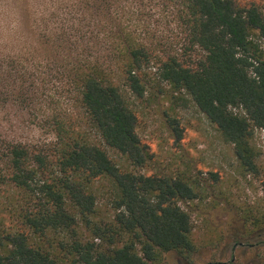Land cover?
Wrapping results in <instances>:
<instances>
[{
  "label": "trees",
  "instance_id": "16d2710c",
  "mask_svg": "<svg viewBox=\"0 0 264 264\" xmlns=\"http://www.w3.org/2000/svg\"><path fill=\"white\" fill-rule=\"evenodd\" d=\"M156 17L173 21L179 34L159 31ZM261 40L264 0H0V110L8 103L41 110L54 136L46 149L0 136V264L192 257L198 247L181 202L200 193L187 177L146 172L154 155L128 92L142 98L153 80L163 94L166 83L171 97L189 96L245 173L259 175ZM101 181L111 220L98 212ZM260 206L243 216L240 231L257 233L256 264H264Z\"/></svg>",
  "mask_w": 264,
  "mask_h": 264
},
{
  "label": "rangeland",
  "instance_id": "374dc122",
  "mask_svg": "<svg viewBox=\"0 0 264 264\" xmlns=\"http://www.w3.org/2000/svg\"><path fill=\"white\" fill-rule=\"evenodd\" d=\"M154 20L153 26L165 31L166 35L173 37L179 34L173 21L168 22L162 17ZM261 45L264 49L262 40ZM15 49H20V46L16 45ZM154 71L151 70L150 78H153ZM153 82L142 98L128 92L138 112L139 136L154 155L146 172L187 177L195 181L200 193V198L193 202H181L191 214L197 252L190 258L166 254L160 264H218L231 261L235 264H256L261 251L260 247L254 245L258 241L257 236L255 238L257 233L245 238L240 231L245 228L243 216H252V209L264 204V130L255 129L253 138L259 153L261 173L246 174L234 147L223 140L220 131L189 96L173 98L168 94L169 86L166 83H163V87L167 92L163 94ZM37 102L38 105L42 104V100ZM42 114L41 110L36 115L20 105L8 103L0 110V136L46 149L54 136L49 127L42 126ZM176 129L182 136L177 134ZM211 173L218 174L219 179L214 180ZM97 186L98 212L104 219L111 220L114 210L110 204L107 182L101 181ZM239 238L244 243L238 245L236 241ZM259 240H264V236Z\"/></svg>",
  "mask_w": 264,
  "mask_h": 264
}]
</instances>
